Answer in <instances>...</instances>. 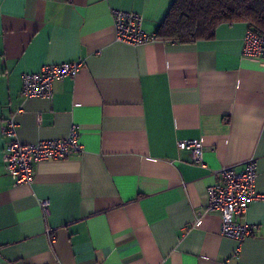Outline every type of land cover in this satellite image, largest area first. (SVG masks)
Masks as SVG:
<instances>
[{
	"label": "crops",
	"instance_id": "obj_1",
	"mask_svg": "<svg viewBox=\"0 0 264 264\" xmlns=\"http://www.w3.org/2000/svg\"><path fill=\"white\" fill-rule=\"evenodd\" d=\"M172 2L0 0V264H264V197L236 217L257 226L241 243L206 209L219 170L249 159L264 196V57L242 53L244 21L187 43L115 39L114 10L154 36ZM78 59L51 97L22 94L24 73ZM8 121L23 144L76 125L81 150L15 185ZM190 139L201 162L178 147Z\"/></svg>",
	"mask_w": 264,
	"mask_h": 264
},
{
	"label": "built area",
	"instance_id": "obj_2",
	"mask_svg": "<svg viewBox=\"0 0 264 264\" xmlns=\"http://www.w3.org/2000/svg\"><path fill=\"white\" fill-rule=\"evenodd\" d=\"M141 22L142 17L136 12L114 10L115 39L131 45L153 40L155 37L143 31ZM242 53L264 57V34H257L247 27L243 37ZM82 64L83 61L78 59L45 64L37 71L26 72L22 75V94L26 98H49L53 93V83L65 77H74ZM2 132L10 137L4 147L3 161L15 185L31 182L35 162L65 158L81 150L76 125L70 127L68 135L64 138L41 140L33 144H23L15 139V127L11 121L3 126ZM178 147L180 149L190 148L193 160L201 162L202 144L199 140L179 141ZM219 175L220 182L207 187L206 209L219 212L221 235L241 243L255 231L257 226L239 222L236 217L245 213L252 199L264 197L254 191L255 159L247 160L239 169L235 166L223 167L219 170ZM41 207L46 208L47 201H42ZM50 240L52 242L54 236L50 235Z\"/></svg>",
	"mask_w": 264,
	"mask_h": 264
},
{
	"label": "trees",
	"instance_id": "obj_3",
	"mask_svg": "<svg viewBox=\"0 0 264 264\" xmlns=\"http://www.w3.org/2000/svg\"><path fill=\"white\" fill-rule=\"evenodd\" d=\"M264 34V0H173L154 37L179 43L211 38L224 22Z\"/></svg>",
	"mask_w": 264,
	"mask_h": 264
}]
</instances>
